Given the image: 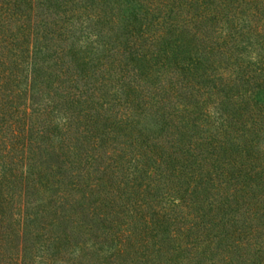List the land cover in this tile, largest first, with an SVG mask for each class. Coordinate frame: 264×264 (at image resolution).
Instances as JSON below:
<instances>
[{"label": "trees", "instance_id": "trees-1", "mask_svg": "<svg viewBox=\"0 0 264 264\" xmlns=\"http://www.w3.org/2000/svg\"><path fill=\"white\" fill-rule=\"evenodd\" d=\"M113 1L117 5L122 0H6L0 5V46L5 41L7 56L12 59L9 68L4 67L0 70V226L5 229L4 234L8 238L12 236L10 231H7L8 228L14 229L10 215L12 206L24 196L20 201V203L23 201V205L17 206L18 218L14 221L22 227H28L31 224L35 225L37 214L46 213L54 221L51 227L54 232L48 237L54 238L61 245L62 235L65 237L66 235L59 234L60 230L56 227H60L62 216L66 217L73 211L75 214L77 212L75 207L80 206V213H87L90 225L94 223L95 218L106 220L103 207L112 204L114 208L117 206L120 208V203L116 205L111 186L106 183V176L111 177L110 173L120 185L119 172L127 177L138 169L139 159L129 157L126 143L119 146L120 142L117 143L115 140L114 128L118 130L119 125L116 123L111 127V121L107 122L111 118L100 112L102 109L107 110L104 109L102 102L87 98L82 110L84 119L77 120L70 109L64 112L57 109L56 94L49 96L46 93V97L44 95L49 87L58 91L66 81L75 88H79L80 83L86 87L84 92L89 91L88 85L73 76L76 72L71 70V61L67 58L68 49L64 47L63 36L66 30L84 23L102 26L103 29L107 26V30H112L113 33L117 27L115 12L118 8L112 5ZM129 2L137 9L135 14H140L142 21L138 32H130L124 42L119 40L118 35L110 36L114 42L116 52L114 55L118 58L113 57L109 61L107 71L99 74L102 84L98 91L101 96L103 94L104 97H111L109 86L114 83L117 85L116 81L120 80L118 78L121 76L113 74V71L121 73L129 69V63L122 60L124 56L118 55L126 48L131 47L140 54H146L149 48L158 46L166 54L165 52L169 51L165 43L177 36L197 37L198 31L205 28L206 24L211 25L213 35L217 37L216 39L209 37L213 42L211 45L213 49L208 55V63H211L215 79L227 81L228 84L224 85L229 88L243 78L249 81L254 79L257 86L264 87V57L255 62L256 68H260L259 73L251 75L249 73L251 67L237 62L234 54L229 51V45L227 46L236 40V36L241 35L245 28L249 30L252 27L251 22L254 31L264 35V0H127V3ZM102 28L99 31H104ZM101 33L95 34L97 39L94 41L97 44L101 41L98 37L103 36ZM0 64L5 63L0 59ZM19 71H23L25 78L31 79L24 87L22 84L25 80L18 78ZM65 74L69 77H64ZM9 83H14L15 87ZM94 89H97L95 85ZM117 93L119 94V90L112 93V97ZM76 102L79 105L81 103L79 99L69 100V104L72 105ZM250 104L248 99L242 97L230 117L222 116L223 113L220 114L218 109L220 115L215 118H219L221 122L217 125L215 133L211 132L210 127L205 128L211 117V107L198 106L186 101V104L178 109L179 118L188 125L200 127L202 136L210 132L209 135L202 137L201 154L190 153L185 160H173L172 157H168L173 165L170 174L176 179L179 187L176 195L185 201L184 204L192 215L190 218H193L191 221L199 227L208 228L206 237L197 240L202 241L206 247L202 252L191 253L188 248H179L184 250L185 259L190 260L188 264H205L208 249L211 251L216 249L210 255L212 264H264V239L258 240V236L254 239L257 223L250 221L247 226L239 227L240 223L236 221L238 234L235 239H231L232 233L230 234L224 227L238 211H241L245 203L252 199L257 200L264 192V113L257 116V113L254 114L255 111L251 110ZM256 104L257 109L264 111V99H259ZM59 111L63 115L60 116L63 122H59L57 116L54 118V113ZM239 114L241 118L247 115L250 119L247 117L248 120L245 119L243 124H235L234 119H239L237 117ZM80 122L84 127L79 128V131H73L74 125L76 127ZM249 123L252 124L251 127ZM218 131L219 134L227 135L226 142L217 138L215 134ZM85 143L89 144L87 148L89 152L86 154L89 159L84 161L80 158V147L86 146ZM228 148L235 156L221 164L219 155ZM66 153L76 158L67 157L65 161L63 160L61 171L55 173L46 171L49 160L58 156L61 158L60 155L65 156ZM147 159L150 167L144 177L148 181L143 192L150 191L149 188L156 181V176L164 169L158 159L154 157ZM84 162L95 163L94 169L87 170L85 176H82L81 172L75 173L74 168L78 166L80 169ZM151 167L156 169L154 175ZM224 176L225 183H219V178ZM37 179L41 182L38 183ZM32 182H36L37 190L42 195L38 202L35 201V205L28 191L32 188ZM239 182L244 185L239 195L233 198L235 205H231L229 203L231 186L235 188ZM225 184L228 187L224 186ZM142 185L143 182L140 186ZM135 201L134 213L139 214L138 219L145 223L146 231H158L161 239L158 242L162 243L165 237L173 243L189 238H181L183 235H178V231L174 233L160 214L157 216L154 213L151 214L152 217L149 216L146 209L153 208L152 204L147 207L146 201ZM262 206L264 209V204ZM245 212L248 218H253L250 208H246ZM166 216L170 219L168 214ZM175 216L174 219L177 221L179 214ZM171 218L173 219L172 216ZM263 219L261 224L264 226ZM92 227H88L90 232L93 231ZM215 238L217 244L213 247ZM158 242L155 244H159ZM6 245L1 238V256L7 257L13 264H30L29 259L19 253L13 255L15 258L5 254L4 251L13 253L12 248L7 249ZM196 247L200 248L197 244ZM126 251L127 248L122 245L117 247L119 257L125 256ZM106 252L103 251L101 254L97 251L98 255L102 256V262L94 264H108L109 256ZM95 256L97 254L92 253L90 258L96 259ZM125 259L128 260V257Z\"/></svg>", "mask_w": 264, "mask_h": 264}, {"label": "rangeland", "instance_id": "rangeland-1", "mask_svg": "<svg viewBox=\"0 0 264 264\" xmlns=\"http://www.w3.org/2000/svg\"><path fill=\"white\" fill-rule=\"evenodd\" d=\"M5 1L0 0V5ZM115 3L113 1L112 5L118 7L115 12L117 27L113 33L112 30H107V26L103 29L102 26H92V23L89 25L84 23L83 25L77 24L66 30L63 36L64 47L68 49L67 58L71 61V70L76 72L73 76L78 77L81 83L88 85L90 87L89 91L87 93L84 92L86 87L84 88L80 83H78L79 88H75L66 81L62 83L58 91L49 87L51 90L47 89L44 95L46 97V93L49 96L56 94L58 100L57 109L61 112L70 109L69 111H73V115L77 117V120L84 119L82 118V110L85 106L84 102L88 100L87 98L102 102L104 109L107 108V110L103 111L102 109L100 112L111 118L107 122L111 121V127H114L116 123L119 125L118 130L114 128L113 135L116 138L115 140L117 143L120 142L118 143L119 146L126 143L125 147L127 146L126 150L129 157L133 156L139 159L138 169L135 173L133 171L128 174L127 177L122 175V172H119L120 185L110 173L109 176L111 177L106 176V183L109 187L111 186L110 189L114 193L116 205L120 203V208L118 206L114 208L112 204L103 207L105 209L104 213H106V220L95 218L92 227L87 213H80V206H74L76 208L75 211H77L75 214H73V211L69 212L66 217L62 216L60 227L55 225L56 229L60 230L59 234L65 233L66 235V237L64 234L62 235L63 242L61 245L54 238L49 239L48 237L54 232L51 229L54 221L46 213L37 214L35 225L31 224L28 227H22V225L14 221L18 218L16 213L17 206L23 205V201L21 203L20 201L24 196L21 197L20 200L14 203L10 212L14 229L8 228L7 231H10L12 236L8 238L4 234L5 229L0 226V239H3L4 245L7 243V249L12 248L11 250L13 251V253L4 251L8 256L19 253L27 257L30 264H94L102 262V256H99L97 251H100L101 254L103 251H107L106 253L109 256L108 264H122L127 257L128 260L124 264H188L190 260L188 258L185 259L184 250L179 248H188L191 253L202 252V249L206 247L202 244V241L197 240L198 238L206 237L208 228L206 226L199 227L191 221L193 218H190L192 215L189 212V208L184 204L185 201L176 195L179 187L176 179L170 174L173 165L168 157H172L173 160H185L190 153L201 154L202 147L200 142L203 139L202 137L209 135L210 132L202 136L200 127L188 125L183 119L179 118L178 109L183 107L186 101L198 106L211 107V117H209V123L205 128L208 129L210 127L209 129H211L212 133L216 132L217 125L221 122L219 118L215 117L222 113V116L230 117V114L237 107V102L242 97L250 101L251 110L255 111L254 114L257 113L256 115L258 116L260 113L262 115L264 113L263 110L261 111L256 107V102L259 99H264V87L257 86L256 80L249 81L243 78L233 84L235 87L232 85L229 88L224 85V83L228 84L227 81L215 79L210 67L211 63H208V55H210L209 51L213 49L211 47L213 42L209 37L212 36L214 39L217 37L213 35L212 27L209 24H206L205 28L198 31L197 37L188 36L187 38H182L177 36L165 43L169 51L165 52L166 54L158 46L149 48L146 54H140L131 47L126 48L122 52L123 54L120 53L118 55L119 57L121 55L124 56L122 60L129 63V69L125 72L121 71V73H114L113 71V74L121 76L118 78L120 80L116 81L117 85L113 82L114 85L109 86L111 97H104L103 94L101 96L98 91L102 84L99 74L106 72L110 66L109 61L113 57H117L114 55L116 54L114 42H112L110 36H113V34L115 36L118 35L119 40L121 39L124 42L130 32H138L137 30L142 21L140 14H138L139 16L135 14L137 9L132 3H127V0H122L117 5ZM250 26L249 30L245 28L244 32L242 31L241 35H237L236 40L231 41L227 46L229 45V51L234 54L237 62L251 67L252 70H249V73L253 75L258 74L260 70V68H256L255 62L259 58L262 59L264 57V35H261L256 30L254 31L253 22L250 23ZM101 28L104 31H99ZM100 32H102L103 36L98 37L101 41L97 44L94 41L97 39L95 34H100ZM4 46L5 41L0 46V56H3L0 59L5 63L0 64V70L4 67L9 68L12 60L7 56V50ZM252 64L253 66H250ZM19 74L18 78L25 80L22 87L27 83L29 84L31 79L25 78L23 71H19ZM66 76L69 77L65 74L64 77ZM9 84L15 87L14 83ZM94 85L97 89H94ZM9 87L11 86L9 85ZM117 90H119V94L117 93L116 96L113 94L112 97V93ZM73 99H79L80 105L77 102L74 105L69 104V100ZM107 103L111 104L108 105ZM60 111L54 113V118L57 116L59 122H63L61 120L63 115ZM237 117L239 119H234V122L240 125L244 123L243 121L248 116L245 115L241 118L239 114ZM224 123L226 124L227 121ZM82 125V122L77 123L76 127L74 125L73 131H79V128L84 127ZM251 126L252 124L249 123V127ZM215 135L218 139L221 138L226 142L227 135L225 133L219 134L218 131ZM82 141L84 142L85 140L83 139ZM85 145L80 147V158L84 161L89 159L86 155L89 152L87 150L89 144L85 143ZM224 151L219 155L221 164L235 156V153L230 148ZM161 154L162 156H160ZM60 157L62 159L58 156L49 160L46 171L49 173L61 171L63 169V160L65 161L67 157L69 159L76 158L70 153H66L65 156L60 155ZM148 157L158 159L164 169L156 176V181L149 188L150 191L143 192L148 181V179L144 178L147 175V169L150 167ZM166 160L169 162H166ZM94 164L84 162L80 165L82 166L80 169L78 166L74 168V172H81V175L85 176L87 170L94 169ZM153 167L155 166L153 165ZM153 167H151L153 169L151 172L153 171L154 175L156 169ZM225 178L226 176L219 178L218 182L225 183ZM244 181L241 180V182ZM37 182L40 183L41 180L37 179ZM141 182H143L142 186H140ZM241 182L237 183L235 188L231 186V201H229L231 205H235L233 198L235 195H239L240 189L244 185ZM18 185L21 186L20 183ZM224 186L228 187L226 184ZM37 189L36 182H32V188L28 190L30 197L34 200V205L39 201V197L42 196ZM135 200L146 201L147 207L152 204L153 208L146 209L149 216L154 213L157 216L160 214L161 218L164 217V220H166V223L169 224L170 229L174 233L178 231V235H183L181 238H189H184L183 241L176 240L177 242L173 243L165 237L162 243L158 242L161 240L158 236V231H146L145 223L138 219L139 214L134 213ZM263 204L264 192L259 195L257 200L252 199L245 203L241 211L235 214L236 220L234 216L232 220L224 225L230 234L232 233L231 239H235L238 234L236 221L240 223L239 227L247 226L250 221H254V224L257 223L256 225L258 226L254 232V239H257V236L259 237L258 240L264 239V226L261 224V219L264 218ZM246 208H250L253 218H248L245 212ZM36 209L38 208L36 207ZM212 212L214 213L215 210H212ZM254 212H256L255 216H253ZM177 213L179 214L178 222L174 219ZM166 214H168L170 219ZM133 215L136 217H133ZM88 227H92L93 231L90 232ZM190 232L192 233L189 236ZM111 235L114 236L112 237ZM156 241L159 244L156 245ZM196 244L201 249L196 247ZM214 244H217L216 238L213 239V247H215ZM120 245L127 248L125 256L119 257L117 253V247ZM215 251L216 249L214 251L210 249L206 251L205 264L213 263L210 255ZM92 253L94 255L97 254L95 256L96 259L94 258L95 260L90 258ZM13 257L15 258V256ZM0 264L13 263L7 257L0 255Z\"/></svg>", "mask_w": 264, "mask_h": 264}]
</instances>
